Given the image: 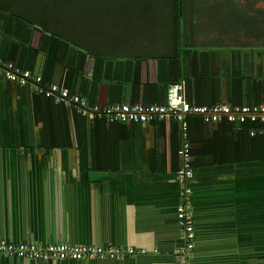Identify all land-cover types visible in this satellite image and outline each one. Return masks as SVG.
<instances>
[{
    "label": "crops",
    "instance_id": "crops-1",
    "mask_svg": "<svg viewBox=\"0 0 264 264\" xmlns=\"http://www.w3.org/2000/svg\"><path fill=\"white\" fill-rule=\"evenodd\" d=\"M71 5L65 15L22 6L39 26L15 50L0 14V56L91 105L164 103L174 82L186 83L193 104H264V0ZM82 9L89 14L81 19ZM47 22L62 41L42 29ZM13 29L20 37L24 25ZM95 73L92 104L83 91ZM188 121L194 264H264V134L226 120ZM182 140L177 119L90 118L0 75V242L137 250L82 260L4 255L0 264H178Z\"/></svg>",
    "mask_w": 264,
    "mask_h": 264
},
{
    "label": "built area",
    "instance_id": "built-area-1",
    "mask_svg": "<svg viewBox=\"0 0 264 264\" xmlns=\"http://www.w3.org/2000/svg\"><path fill=\"white\" fill-rule=\"evenodd\" d=\"M0 75L8 81L21 86H30L35 92L53 98L57 102L76 106L78 112L90 118L103 116L109 122L150 123L158 119L174 118L182 126V145L178 151L181 160L175 178L181 185V204L177 209V219L184 244L176 249L178 264H194L196 247V223L192 210L193 187L191 184L196 169L192 146L189 140V118L199 116L207 122L228 121L240 129L250 127L252 135L264 134V104H230L220 102L213 105L193 104L187 98L186 83L174 82L168 88L167 100L156 104L117 103L108 106L91 105L79 95H72L67 88L56 83L46 84L41 75L23 70L14 62L0 56ZM145 253V250H142ZM134 247L118 248L114 246H72L66 243L39 245L33 242H0V257L13 255L19 258L48 261L50 259H91L97 257H122L134 255Z\"/></svg>",
    "mask_w": 264,
    "mask_h": 264
},
{
    "label": "trees",
    "instance_id": "trees-1",
    "mask_svg": "<svg viewBox=\"0 0 264 264\" xmlns=\"http://www.w3.org/2000/svg\"><path fill=\"white\" fill-rule=\"evenodd\" d=\"M86 1L90 2H94V0H0V14H6L7 18L4 15V18L1 19L3 21V27H2V32L4 33V35L10 37L12 39V50L16 49L18 46H26L28 47L31 44V37H32V32L33 30L39 26L36 22H34L32 19H30L27 16V12L24 11V9L27 10V6H35L37 4H42L46 7V13L49 14L50 13H56V14H67V13H71L70 10H68L69 8H71V4L73 3H79V4H86ZM111 0H99L98 2H108ZM114 2H123L125 0H113ZM155 2V0H136V2ZM180 0H156V2H170V3H178ZM195 1V0H192ZM126 2V1H125ZM10 4H13V9L11 8H7ZM22 6L24 7L23 10H21ZM51 10L47 9L50 8ZM15 8V9H14ZM67 8L68 11H65V9ZM89 12L82 9L80 11H77V15L79 18H86L88 16ZM20 21L22 22V24L24 25V32L22 33V35L20 37H16L15 36V29H13V27L15 26V24ZM49 22V21H48ZM47 22V25L45 24V26L42 27L43 30L46 31H50L51 32V36L58 41H62L63 37H61V35L59 33H57L55 30H53L50 27V24ZM49 40H51V37H48ZM50 41H48L47 43H45L44 41V45H49ZM56 55L54 54H50V57L48 59V64L50 63V65H54V62ZM15 56H11L10 60L15 61ZM96 62L99 63L101 62V59H96ZM77 71H80L81 69L84 70L83 66H77L75 68ZM44 82L47 84L48 81V77H44ZM73 76L68 75L67 76V86L70 87L72 92H76V89L73 85ZM91 86L90 89H86V90H82L83 94L88 97L90 99V101L92 102V104H94L97 101L96 98V94H97V88L100 82L99 76L95 73L93 75L92 80H90Z\"/></svg>",
    "mask_w": 264,
    "mask_h": 264
},
{
    "label": "rangeland",
    "instance_id": "rangeland-1",
    "mask_svg": "<svg viewBox=\"0 0 264 264\" xmlns=\"http://www.w3.org/2000/svg\"><path fill=\"white\" fill-rule=\"evenodd\" d=\"M99 0H94L95 3H104V2H98ZM126 1V2H125ZM123 2H114L113 0L108 1V5H110L109 7L112 8L115 4H125V6H129V5H132V4H138L139 2H136V0H125ZM152 2V1H150ZM90 3H93V2H90ZM89 1H86V4H90ZM180 4H184V3H192V0H180L179 1ZM194 3V2H193ZM125 13V12H124Z\"/></svg>",
    "mask_w": 264,
    "mask_h": 264
}]
</instances>
